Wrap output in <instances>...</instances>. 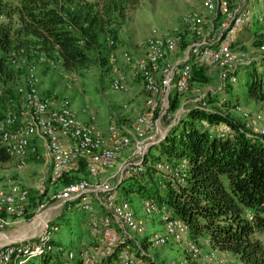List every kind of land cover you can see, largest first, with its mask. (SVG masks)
<instances>
[{
	"label": "trees",
	"instance_id": "obj_1",
	"mask_svg": "<svg viewBox=\"0 0 264 264\" xmlns=\"http://www.w3.org/2000/svg\"><path fill=\"white\" fill-rule=\"evenodd\" d=\"M141 1L0 0V121L9 111V105L11 110L21 112L18 87L26 83L32 71L39 77V90L40 70L60 67L76 72L99 61L112 74L113 65L119 64L118 30L127 13ZM258 21L248 31L254 33ZM110 39L114 40L113 44ZM112 52L117 56L116 62L109 58ZM241 68H245V74L239 77ZM206 70L207 67L199 66L194 73L201 75ZM239 79L245 96L264 102V55L240 67L235 80L220 83L215 94L221 96L208 92L206 106L196 104L186 116L179 118L149 150L139 166L141 169L127 170L115 192L119 200L129 201L135 211L133 198L141 206L147 199H153L159 206L164 204L171 216L188 225L189 238L199 246L205 244L209 251L233 255L242 264H264V137L229 113L230 108L242 106L240 95H232ZM184 92L172 98L171 104L175 105ZM52 95L60 97L58 93L44 96ZM35 147L36 152L38 147ZM30 155L34 153L31 151ZM10 159L0 132V162ZM166 163L172 166V171L159 167ZM83 173L88 174L85 159L81 160L78 171L63 177L65 184L88 178ZM64 208L68 209V204ZM74 209L70 216L64 213L55 222L61 229L50 240L53 250L35 258L41 259L42 264H86L81 252L93 237L90 214L85 212L79 218ZM96 213L106 214L102 206ZM78 221L84 227L82 231L73 227ZM131 232L134 240L124 239L110 256L93 264H118L122 250L126 246L131 249L129 243L136 247V254L145 251L150 244L148 234ZM69 235L71 239L67 243ZM139 236L146 242L138 240ZM170 243L184 241L170 240L164 245ZM67 251H73L74 258L69 259ZM143 256L150 258L146 252Z\"/></svg>",
	"mask_w": 264,
	"mask_h": 264
},
{
	"label": "built area",
	"instance_id": "obj_2",
	"mask_svg": "<svg viewBox=\"0 0 264 264\" xmlns=\"http://www.w3.org/2000/svg\"><path fill=\"white\" fill-rule=\"evenodd\" d=\"M210 18L200 12L186 13L182 21L190 26L196 39L188 46L185 59L166 67L164 78L158 82L154 69L166 59L167 54L174 52L180 38L179 32L153 28L146 39L147 56H138L129 51H122V59L133 69L134 75L140 77L147 96L148 110L168 114V102L179 92L187 89V84L194 74L196 67L219 68L221 83L227 79H234L240 67L251 60L244 53L233 50V40L243 26H251L255 20L252 0H240L236 7L231 6L229 0H199ZM264 2V0H258ZM206 26L209 28L207 29ZM114 43L113 39L109 40ZM264 52V43L261 45ZM112 62L117 61L115 53H110ZM110 88L114 91H128L127 76L117 64L112 67ZM39 77L32 71L25 84L18 87L22 97L20 113L14 110L6 112L0 121L2 141L16 166L23 168L27 164L29 153L36 150L34 139L42 140L44 149L50 156L51 181L56 182L66 174L78 171L81 160H86V170L89 176L98 175L108 168L115 166L121 153L134 144V154L139 159L134 168L140 164L153 145L161 140L153 141L149 133L155 121L149 114H139L135 118L132 131L134 137L123 130L114 120L110 119L106 131L96 122V114L86 104L83 111L88 114L87 119L74 110L68 97L56 95L43 96L39 90ZM1 92V90H0ZM205 101L201 106L204 107ZM235 109L243 116L248 112L242 106ZM259 121L263 116L257 114ZM257 120V121H258ZM255 133L264 137V126H251ZM164 170L172 171L169 163L160 164ZM141 169V168H140ZM121 177V176H120ZM122 181L117 179L115 184L109 181L95 183L89 178L67 183L56 195L60 204H68L79 200L81 207L90 214L92 232L91 243L81 252V258L86 264H93L102 257L110 256L116 247L123 242V233L135 231L146 233L147 223L155 215L160 216L163 232L148 234V242L157 247L170 240L184 241L185 251L192 259L202 256L199 244L189 238V227L181 219L171 216V212L163 204L159 206L153 199L144 200L142 213L135 211L127 200H119L115 188ZM10 191L0 190V230L8 225L9 214L21 217L28 199V193L16 185L12 178H8ZM104 194V197L98 196ZM99 200L106 214L96 213L95 202ZM44 228L37 238L31 241H9L0 246V264H27L28 261L53 250L50 240L59 226L43 221ZM145 251L136 254L129 247L122 250L118 264H146ZM73 251H67L69 259L74 258ZM209 264L225 263L226 257H219L215 250H210L204 256ZM241 264V263H239Z\"/></svg>",
	"mask_w": 264,
	"mask_h": 264
},
{
	"label": "rangeland",
	"instance_id": "obj_3",
	"mask_svg": "<svg viewBox=\"0 0 264 264\" xmlns=\"http://www.w3.org/2000/svg\"><path fill=\"white\" fill-rule=\"evenodd\" d=\"M229 1L233 7H236L240 2V0ZM250 5L255 16L254 22L257 24V19L261 18V20L258 21V26L255 28L254 33H252V30L248 31L253 28L254 22L248 29L243 27L237 36L234 37L232 46L234 52L244 53L252 61L264 55L261 50V45L264 43V19H262L264 17V2L252 0ZM192 11L202 13L207 20L210 18V15L207 14L199 0H142L136 9L127 13L124 24L118 30L116 40L118 44L117 56L119 57L118 67L127 76L128 91L112 90L110 88L112 74H110L106 65L102 66L98 61L97 64L76 72H70L60 67L52 70H40L41 95L58 93L60 97L67 96L71 100L74 110L83 119H87L88 114L82 109L86 104H89L90 109L95 112L96 122L101 128H107L110 119H112L124 131L130 133L132 137H134L132 127L137 115L142 113L149 114L155 121L153 129L149 133L152 137L150 139L157 141L169 132V128L179 118L186 116L190 108L196 104H202L208 92L212 93V96L220 95L215 93L220 90L222 85L220 84L221 70L219 68H207L201 75H195L194 73L187 84L185 92L178 96L177 103L174 105L170 101L168 102V114L170 117L167 118L165 115L160 114L159 111L151 112L148 110V95L144 91L145 86L142 79L137 75L135 76L131 66L124 62L121 51L126 50L138 56H147L146 39L153 28L179 32L182 38L179 40L177 49L174 52L170 51L166 59L154 69L153 73L158 78L157 81L160 82L165 76L163 75V73L165 74L164 69L166 67L170 68L173 63L185 59L189 50L188 46L196 39L190 26L182 21L183 16ZM206 28L208 29L209 27L206 26ZM243 74H245V68L239 70V77ZM240 84L241 79L234 86L232 95H240L239 102L242 104L243 109L248 112V116H243L234 108H230L229 113L236 119L245 122L250 129H252L251 126L254 125L255 121L257 127L264 126V102L255 101L245 96L241 91L242 87H239ZM18 104L17 106H19ZM7 108L11 110L10 105ZM257 114L263 116L262 121L258 120ZM40 141L42 143V140ZM34 144L38 149L36 152L33 151L34 156L28 157L27 164L23 168L17 167L12 159L7 162H0V190L10 191L11 188H9V182H7L10 177L16 185L20 186L21 189H25L28 193L23 215L21 217L6 215L9 223L4 229L0 230V246L11 240H34L44 228L43 221L48 220L56 225L55 222L64 213L67 216L72 214L70 211H72L73 207L79 218L85 213L79 200L72 204L73 207L71 205L70 208L65 209L64 205L66 204H60L61 201L56 199L58 192L66 185L65 179L62 178L56 182L51 181L50 156L47 150L44 149L43 144L42 146L39 145V142H34ZM134 148V144L129 145L121 153V157L115 166L95 176H87V173H83L84 177H88L91 182L95 183L109 181L112 185L115 184L117 179L126 175L127 170L133 169L135 163L139 162V159L134 154ZM74 177L78 178V176H72V178ZM98 196L102 198L104 194L98 193ZM96 202L95 209L99 211L102 205L98 199ZM133 205L137 212L142 213V206L138 199L133 198ZM73 227L77 231L84 229V227L80 226V221L75 223ZM155 232H163V225L159 215L150 218L147 223L146 233L152 235ZM123 234L124 239L134 240L133 232ZM70 239L71 235L67 237L66 242L68 243ZM141 239L145 240L143 236H139L138 240ZM129 245L135 253L136 247L130 243ZM200 246L202 256L192 259L186 253L184 243H170L157 247L148 244L145 252L150 258L145 259V262L146 264H209L204 258L209 251V247L205 244H200ZM219 257H226L227 260L225 263L217 264H239L241 262L238 258L229 254H219ZM28 264H42V260L37 258Z\"/></svg>",
	"mask_w": 264,
	"mask_h": 264
},
{
	"label": "crops",
	"instance_id": "obj_4",
	"mask_svg": "<svg viewBox=\"0 0 264 264\" xmlns=\"http://www.w3.org/2000/svg\"><path fill=\"white\" fill-rule=\"evenodd\" d=\"M116 117H118V116L116 115ZM106 129H107V128H104V127H103V130H104V131H106ZM34 142H36V143L39 142V145L42 146V143H41V141H40L39 139H36ZM37 145H38V144H37ZM30 156H31V155H30ZM99 211H100V210H99ZM101 213H102V212H101Z\"/></svg>",
	"mask_w": 264,
	"mask_h": 264
}]
</instances>
